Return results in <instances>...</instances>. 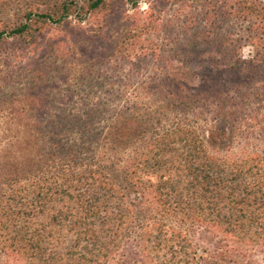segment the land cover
<instances>
[{"label": "trees", "instance_id": "16d2710c", "mask_svg": "<svg viewBox=\"0 0 264 264\" xmlns=\"http://www.w3.org/2000/svg\"><path fill=\"white\" fill-rule=\"evenodd\" d=\"M118 1L137 9L141 0H34L2 25L0 46ZM182 6L173 29L199 26L200 15ZM201 17L200 41L182 56L171 37L147 49L159 68L140 83L116 84L94 57L64 58L60 87L48 59L0 85V258L249 264L227 246L197 248L183 227L264 246V147L256 146L264 143V0H205ZM201 43L205 53L194 52ZM190 59H203L199 84L185 79ZM242 141L256 148L239 160L210 152Z\"/></svg>", "mask_w": 264, "mask_h": 264}, {"label": "rangeland", "instance_id": "374dc122", "mask_svg": "<svg viewBox=\"0 0 264 264\" xmlns=\"http://www.w3.org/2000/svg\"><path fill=\"white\" fill-rule=\"evenodd\" d=\"M199 1L141 0L137 9L118 1L114 2L110 10L96 13L86 21L72 18L63 25L42 28L34 38L10 39L0 46V85L5 86L13 81V78L17 80L18 75H20L19 80H24L22 78L27 75L28 70L35 69L37 61L43 64L48 59L57 71L52 73L55 75L53 81L56 86L60 87L65 78L62 68L60 70L64 58L73 62L91 63V59L94 57L97 59L95 63L97 69L109 72L113 76L112 81L116 84L140 83L147 78L146 73L149 74L150 68L159 66V64H155L154 58L143 56L148 53L147 49L153 44L161 45V40L165 36L166 38H175V45L171 47L177 48L181 55L186 53L187 49H191L192 43L200 41L196 40L195 36L205 30V19L201 17L205 11V0ZM29 2H34V0H0V28L4 23H15L17 21L16 14L20 8H26ZM182 4V8L191 5L194 14L200 15L199 26L198 24L192 26L190 30L178 29L176 26L173 29L170 21L181 9ZM153 15L161 16V21L154 18L151 27H149L150 30L144 29V24L148 25V21ZM180 17L183 21L187 19L184 13H181ZM160 24L164 26H160ZM115 48L118 49L115 50ZM166 50L173 55V51L171 52L168 48ZM193 51L205 53V46L201 43ZM247 54L248 50H245L244 55ZM106 55L110 56V60L104 59ZM100 58H103L104 65L99 64V61L102 60ZM196 61L190 59L188 65L185 64L184 68L190 69V72L185 71V79L189 83L199 84L204 78L201 77L203 73L201 67H204V62L203 59L200 62ZM181 65L183 63H179L178 67L182 68ZM39 74L35 73L34 78L37 79ZM44 88L45 86L42 84L36 89L37 93L44 91ZM256 146L264 147V143L256 142ZM246 147L249 150L256 148L255 144L247 145V142L242 141V144L235 142L231 152L220 151L214 147H210V152L215 156L239 160L247 156L244 150ZM183 228L190 234L199 249L207 248L209 250L216 247L219 250L227 246L230 247L232 253L238 256L235 258L240 262L264 264V246L260 244L249 241L238 242L223 234L219 229L208 226L186 224ZM11 260H14L11 264H29L25 260L17 259V261L5 255L0 258V264H10Z\"/></svg>", "mask_w": 264, "mask_h": 264}]
</instances>
